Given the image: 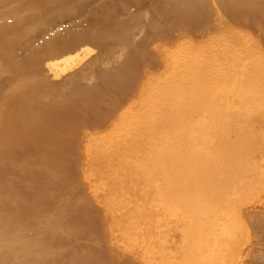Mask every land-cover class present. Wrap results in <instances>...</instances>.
I'll return each instance as SVG.
<instances>
[{
	"label": "bare ground",
	"instance_id": "6f19581e",
	"mask_svg": "<svg viewBox=\"0 0 264 264\" xmlns=\"http://www.w3.org/2000/svg\"><path fill=\"white\" fill-rule=\"evenodd\" d=\"M88 39L95 41V34ZM73 40L77 37L67 45ZM164 50L162 72L142 81L137 96L107 129L83 137V177L103 218L110 219L111 256L108 261L102 255L95 264H116L122 257L114 251L139 264H264V255L254 254L256 248L264 250V48L227 27L199 45L187 39ZM91 51L69 48L45 66L54 76L63 74ZM142 54L137 49L123 67L122 82L110 70H100L106 71L103 85L119 91L128 85ZM85 79L88 84H72L48 102V121L71 118L68 146L59 148L63 152L79 122L101 121L111 109L90 108V98L88 106L78 100L90 94L98 78ZM20 124L19 135L11 134L15 129L0 134L5 159L0 158L11 165L19 148L44 135L31 121ZM116 220L125 224L126 241L117 238ZM145 235L152 246L140 252L134 247Z\"/></svg>",
	"mask_w": 264,
	"mask_h": 264
},
{
	"label": "rangeland",
	"instance_id": "374dc122",
	"mask_svg": "<svg viewBox=\"0 0 264 264\" xmlns=\"http://www.w3.org/2000/svg\"><path fill=\"white\" fill-rule=\"evenodd\" d=\"M227 27L247 33L263 50L264 0H0V134L21 130L23 119L44 131L18 149L16 165L3 162L0 152V264H95L102 255L109 261L110 219L103 218L83 177L85 133L107 129L137 96L142 81L162 72L165 47L172 49L187 39L199 45ZM89 34H95V41ZM74 36L77 40L67 45ZM85 46L92 49L89 56L67 72L54 76L47 70V61ZM139 48L143 54L128 85L120 91L104 86L106 71L100 70L124 81L123 67L132 63ZM93 74L96 87L78 100L87 106L91 101L92 109H111L101 121L79 122L71 146L60 151L68 146L71 118L48 121V102L58 100L72 84H88L85 78ZM19 130L11 134L19 135ZM31 170L40 176L34 178ZM115 224L117 238L126 241L125 224ZM147 246L152 245L145 235L134 248L142 252ZM178 250L172 247L173 254ZM114 253L122 257L116 264H139ZM254 254L264 255V250L256 248Z\"/></svg>",
	"mask_w": 264,
	"mask_h": 264
}]
</instances>
